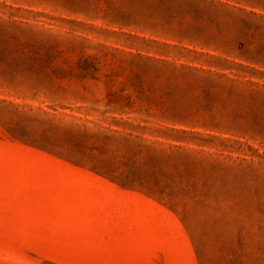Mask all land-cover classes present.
I'll use <instances>...</instances> for the list:
<instances>
[{"label": "rangeland", "instance_id": "rangeland-1", "mask_svg": "<svg viewBox=\"0 0 264 264\" xmlns=\"http://www.w3.org/2000/svg\"><path fill=\"white\" fill-rule=\"evenodd\" d=\"M0 264H264V0H0Z\"/></svg>", "mask_w": 264, "mask_h": 264}]
</instances>
